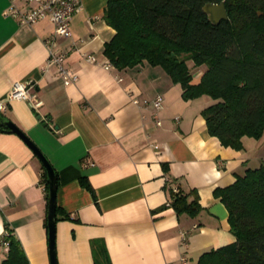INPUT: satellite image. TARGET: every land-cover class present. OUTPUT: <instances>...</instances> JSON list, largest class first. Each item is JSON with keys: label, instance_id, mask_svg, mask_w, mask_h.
<instances>
[{"label": "crops", "instance_id": "0c3cea01", "mask_svg": "<svg viewBox=\"0 0 264 264\" xmlns=\"http://www.w3.org/2000/svg\"><path fill=\"white\" fill-rule=\"evenodd\" d=\"M106 3L78 0L65 38L47 17L25 23L10 11L25 10L26 0H0V113L34 140L58 176L59 216L69 215L56 221L58 264H97L95 244L110 264H196L203 252L234 242L214 192L264 163V134L242 136L239 150L224 146L201 113L213 102L208 95L184 99L180 83L147 61L104 69L116 32L103 17ZM47 41L65 53L75 82L64 84L46 64ZM16 82H30L31 101L8 99ZM157 95L159 126L144 104ZM43 173L24 139L1 130L0 237L10 228L30 264H50ZM175 188L187 203L196 199L192 213L175 210ZM6 254L0 244V263Z\"/></svg>", "mask_w": 264, "mask_h": 264}, {"label": "trees", "instance_id": "16d2710c", "mask_svg": "<svg viewBox=\"0 0 264 264\" xmlns=\"http://www.w3.org/2000/svg\"><path fill=\"white\" fill-rule=\"evenodd\" d=\"M224 2L226 19L213 23L203 11L209 2ZM103 17L115 29L106 42L105 56L116 68L148 62L165 69L180 83L184 99L208 95L202 109L207 130L224 146L242 148V136L264 134V0H107ZM203 67L197 81L193 69ZM5 116L0 113V125ZM45 188L47 177L43 173ZM82 185H88L82 177ZM235 235L232 243L203 252L196 264H264V163L247 169L231 185L218 188ZM173 205L192 213L174 192ZM195 207V208H194ZM57 203L56 216L62 214ZM6 258L0 264H30L22 244L6 227ZM97 264H110L108 255ZM103 250H101V253Z\"/></svg>", "mask_w": 264, "mask_h": 264}, {"label": "built area", "instance_id": "2783aa9c", "mask_svg": "<svg viewBox=\"0 0 264 264\" xmlns=\"http://www.w3.org/2000/svg\"><path fill=\"white\" fill-rule=\"evenodd\" d=\"M26 2L30 5L27 6L25 10H19L18 8L12 7L10 11L25 23L47 17L54 25V32H56V34L65 38L72 35V32L70 31V22L73 13L80 7L78 0H26ZM46 43L48 46V57L46 64H52L56 66V70L59 72L64 84L69 85V83L75 82L78 79V76L69 68L67 69L65 67V53L62 52L55 44L51 43V41H47ZM86 57L89 61L96 62V58L92 55H87ZM101 66L104 69L114 67L110 59H107L101 63ZM29 84L30 82L14 83L12 85L13 88L8 95V99H23L31 101L33 97L28 93V88L30 87ZM144 104H150L153 106V119H155L156 125H161V119L158 117V112L163 107L162 96L157 95L151 100H145ZM5 108L6 103L0 101V112L4 111ZM154 146L157 147L158 145ZM174 190L178 191V188H175ZM6 235L7 232H4L0 237V244L5 247L8 246L7 241L5 240Z\"/></svg>", "mask_w": 264, "mask_h": 264}, {"label": "water", "instance_id": "95a60500", "mask_svg": "<svg viewBox=\"0 0 264 264\" xmlns=\"http://www.w3.org/2000/svg\"><path fill=\"white\" fill-rule=\"evenodd\" d=\"M203 11L209 15V19L213 23H219L221 20L228 17L224 2L214 3L209 2L203 5ZM8 130L16 133L28 144L30 149L34 151L41 164L43 165L47 177V229H48V255L50 256V264H58V259L56 255V196H57V184L58 176H56L55 169L50 163L48 157L40 150L38 145L34 142L33 139L29 138L19 126H16L11 120L7 117L3 118L2 124L0 125V131Z\"/></svg>", "mask_w": 264, "mask_h": 264}, {"label": "rangeland", "instance_id": "374dc122", "mask_svg": "<svg viewBox=\"0 0 264 264\" xmlns=\"http://www.w3.org/2000/svg\"><path fill=\"white\" fill-rule=\"evenodd\" d=\"M195 69H193V71H194ZM191 264V263H190Z\"/></svg>", "mask_w": 264, "mask_h": 264}]
</instances>
